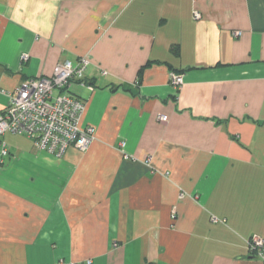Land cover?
I'll use <instances>...</instances> for the list:
<instances>
[{
    "label": "crops",
    "instance_id": "crops-1",
    "mask_svg": "<svg viewBox=\"0 0 264 264\" xmlns=\"http://www.w3.org/2000/svg\"><path fill=\"white\" fill-rule=\"evenodd\" d=\"M81 56L88 150L2 138L0 264H261L264 0H0V113Z\"/></svg>",
    "mask_w": 264,
    "mask_h": 264
},
{
    "label": "built area",
    "instance_id": "built-area-1",
    "mask_svg": "<svg viewBox=\"0 0 264 264\" xmlns=\"http://www.w3.org/2000/svg\"><path fill=\"white\" fill-rule=\"evenodd\" d=\"M194 18L199 19L200 15L195 13ZM234 36H240V32H235ZM27 59L24 54L22 61ZM90 64L88 56L60 62L51 76L29 79L16 90L10 105L0 113V172L9 157L2 140L6 134L27 137L39 150L57 157L63 156L69 148L81 153L88 150L94 141L95 130L79 126L85 103L72 96L68 89L73 81L84 84ZM171 84L178 92L183 84L182 76L172 74ZM158 120L165 123L167 117L159 116ZM246 244L249 253L264 264V240L252 236Z\"/></svg>",
    "mask_w": 264,
    "mask_h": 264
}]
</instances>
